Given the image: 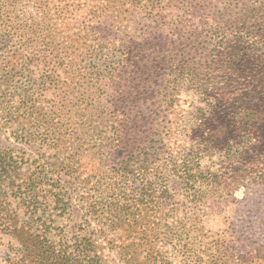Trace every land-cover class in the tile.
I'll return each instance as SVG.
<instances>
[{
	"label": "trees",
	"instance_id": "1",
	"mask_svg": "<svg viewBox=\"0 0 264 264\" xmlns=\"http://www.w3.org/2000/svg\"><path fill=\"white\" fill-rule=\"evenodd\" d=\"M257 189L264 0H0V264H264Z\"/></svg>",
	"mask_w": 264,
	"mask_h": 264
},
{
	"label": "rangeland",
	"instance_id": "2",
	"mask_svg": "<svg viewBox=\"0 0 264 264\" xmlns=\"http://www.w3.org/2000/svg\"><path fill=\"white\" fill-rule=\"evenodd\" d=\"M193 97L182 95V102H180V107L175 109V111L188 110L189 100ZM181 112V111H180ZM173 120V117L171 118ZM262 189H257L252 191L249 195L250 197L246 198V201L249 202V205H242L240 210L236 211L235 215L237 218H229L228 211L229 206L225 208L222 218L209 217L205 220V226L208 229L212 230H222L223 228L227 230V224L231 220H236V227L232 232V238L235 243V247L240 249V246L246 248L247 251L257 253V251H263L264 253V195H261ZM237 196L242 197L244 194L239 190ZM249 208L252 210L249 211ZM235 224V225H236ZM226 225V226H225ZM210 229V230H211ZM229 234V233H228ZM3 237H7L5 232H2ZM9 245L8 239H3L0 241V258L5 254L7 247ZM234 246V245H233ZM257 255V254H256ZM262 259H259L258 256L253 258L252 264H258L262 262ZM114 264V263H111ZM261 264V263H259Z\"/></svg>",
	"mask_w": 264,
	"mask_h": 264
}]
</instances>
